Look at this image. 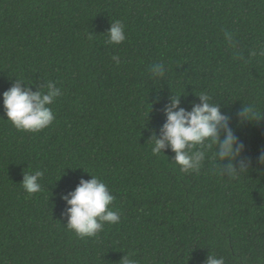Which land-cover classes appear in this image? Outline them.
Masks as SVG:
<instances>
[{"label":"trees","instance_id":"16d2710c","mask_svg":"<svg viewBox=\"0 0 264 264\" xmlns=\"http://www.w3.org/2000/svg\"><path fill=\"white\" fill-rule=\"evenodd\" d=\"M116 20L127 38L109 45ZM261 52L264 0H0V264H207L209 254L264 264V121L237 117L243 103L264 110ZM154 63L165 80L152 78ZM15 79L61 89L50 127L6 121ZM173 94L189 111L200 94L221 105L248 174L225 177L210 159L184 173L170 149L153 155ZM35 171L42 190L29 195L20 184ZM90 174L120 222L82 239L66 228L63 197Z\"/></svg>","mask_w":264,"mask_h":264},{"label":"clouds","instance_id":"9594fccd","mask_svg":"<svg viewBox=\"0 0 264 264\" xmlns=\"http://www.w3.org/2000/svg\"><path fill=\"white\" fill-rule=\"evenodd\" d=\"M106 35L107 44H122L127 38L125 25L120 20L111 21ZM92 36L90 33L89 39ZM225 36L231 41L230 33H225ZM260 55H264V52ZM112 60L119 65V56H112ZM150 70L154 80L166 79L167 70L164 64L154 63ZM33 85L36 84L15 79V83L3 93V106L6 121L17 130L38 133L54 122L55 115L51 105L62 92L54 82L48 80L42 86L36 85V91L32 90ZM183 96L173 94L165 106V123L159 135L153 132L148 141L153 145V155L164 154L170 149L174 153L170 163L177 165L184 173L199 172L205 161L210 159L214 168L225 177L236 180L248 174L251 161L243 155L244 145L232 129V118L224 114L221 105L207 94L195 95L200 102L193 101L190 111L181 107ZM237 117L241 125L256 124L264 121V110L254 103H243ZM259 163L264 165V153L261 154ZM43 175L42 171L24 172L20 185L29 195L36 194L42 190L40 181ZM63 199L67 205L66 228L82 239L96 236L103 231L106 224L120 222V213L111 207L115 196L102 180L93 175L90 180L81 179L75 190ZM123 261L124 264H136L135 260L125 256ZM207 264H225V258L209 254Z\"/></svg>","mask_w":264,"mask_h":264}]
</instances>
